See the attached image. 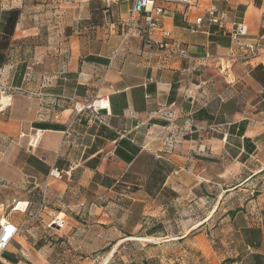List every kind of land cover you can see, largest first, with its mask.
<instances>
[{"label": "crops", "instance_id": "0c3cea01", "mask_svg": "<svg viewBox=\"0 0 264 264\" xmlns=\"http://www.w3.org/2000/svg\"><path fill=\"white\" fill-rule=\"evenodd\" d=\"M211 3L229 7L250 36L264 35V0H197L191 10L166 7L162 31L152 35V43L142 18L131 17L133 0H0V20L3 11L21 10L7 63L0 68V81L9 87L0 95V222L25 219L7 213L19 201H29L35 216L26 226L29 236H17L0 254V264H56L55 257L63 263L65 257L82 259L79 264H109L115 252L98 260L89 252L159 224L166 235L135 239L154 245L187 242L202 236L225 197H235L228 211L240 210L229 216L235 233L243 226L262 227L264 88L251 75L260 61L230 60V38L222 36L225 45L211 39L218 35L216 26L190 29ZM173 42L192 58L179 56L171 46L159 48ZM118 48L122 55L111 65ZM174 85L177 97L170 103ZM105 96L109 108L101 119L90 116L68 131L75 104ZM201 110L213 121L196 118ZM244 121V137L229 138L230 127ZM168 138L176 141L173 148L165 145ZM122 139L140 149L141 157L130 164L115 154ZM245 139L257 147L252 155ZM30 157L43 168L30 165ZM157 159L174 171L154 198L144 187ZM55 166L63 178L49 182L48 207L38 216L45 171ZM130 171L140 183L136 194L91 186L97 173L120 180ZM255 192H262L261 198H254ZM124 199L131 201L128 207ZM185 206L203 210L188 215ZM57 217L63 226L49 228ZM173 223L183 229L173 232ZM47 236L54 237L55 247L43 240ZM237 243L235 256L244 247Z\"/></svg>", "mask_w": 264, "mask_h": 264}, {"label": "built area", "instance_id": "2783aa9c", "mask_svg": "<svg viewBox=\"0 0 264 264\" xmlns=\"http://www.w3.org/2000/svg\"><path fill=\"white\" fill-rule=\"evenodd\" d=\"M104 2H117V0H102ZM197 0H133V6L131 9L132 19L141 17L146 29L144 33L148 36L150 43H152V35L158 31H162L163 17L165 15L166 7H188L191 10ZM232 10L229 7L220 6L217 3H211L204 11L203 16L199 17L195 21L192 30H197L202 27L211 28L216 26L218 30L222 31L224 35L230 38L231 46L229 57L234 62H252L259 60V65L264 66V35L260 37L250 36L247 25L237 20L232 16ZM128 39V34L123 35L122 45ZM171 46L176 54L183 58H189L186 51L181 44L173 42L170 45L164 43L159 44V48ZM122 55L121 48L115 50L110 59L112 65ZM206 58H210V55H206ZM262 58V59H261ZM9 91V87L6 81H0V95L6 94ZM109 108V98L96 97L91 102L82 104L77 103L74 105L75 117L68 124V131L74 130L75 124L81 120L90 116L97 119H101L103 115L98 114L100 110H107ZM72 141L77 143V135H71ZM176 141L173 138L165 140V145L168 148H173ZM46 183L40 188V202L38 206V216L43 213L49 203V182L51 180H62V171L56 166L52 167L49 171ZM31 203L29 201L16 202L12 208V213L22 215L25 219L20 224H14L10 219L0 222V254L4 253L8 246L15 240V238L22 234V231L26 226L35 219L34 215L30 213ZM64 222L60 218H54L49 223V228H61Z\"/></svg>", "mask_w": 264, "mask_h": 264}, {"label": "trees", "instance_id": "16d2710c", "mask_svg": "<svg viewBox=\"0 0 264 264\" xmlns=\"http://www.w3.org/2000/svg\"><path fill=\"white\" fill-rule=\"evenodd\" d=\"M21 16V10L18 8L9 9L3 11L1 14L0 20V68L6 65L8 60V49L11 45L12 38L15 33V29L17 23ZM212 33L216 32V29L211 30ZM217 36H212L211 39L214 42H218L220 44L225 45L223 42L222 36L224 35L222 31L218 30ZM227 39V38H226ZM230 45V41H229ZM252 77L264 88V66L259 65L251 72ZM177 90L178 87L176 85L173 86L171 94L169 96V102L173 103L177 97ZM196 118L206 119L209 122L213 121V118L206 114L204 110L198 112L195 116ZM166 125L165 123H162ZM248 125L247 121L241 122L239 124H234L229 129V138L232 135L237 136L238 138H242L245 135L246 127ZM259 140V138H258ZM257 141V140H256ZM244 144H251V147L245 148L246 153L248 155H252L256 152L257 147L253 144L249 139L244 140ZM116 156L120 159L125 161L126 163L130 164L136 157L140 156V149L134 148L130 145V143L126 139H122L117 143V148L115 151ZM243 159V158H242ZM154 160V158H153ZM244 160V159H243ZM28 163L30 165L35 166L36 168H43L42 165L38 160L30 157L28 159ZM95 167L98 164V160H95ZM174 171V167L167 161L157 159L153 162V166L151 167L150 173L148 174V179L144 190L148 195L151 197L156 198L162 187L164 182L170 173ZM46 173L49 172V169L45 171ZM105 186L108 188H113L114 191L118 193L126 192L127 195H133L140 191L139 188V181L138 178L131 173V171L125 174L120 180H114L110 178L103 177L100 174H96L93 181H92V188L95 186ZM172 198H176L177 195L172 193L169 195ZM131 201L129 199H124L122 205L124 207H128ZM240 210L237 211H229L227 216H234ZM262 217V227H249L243 226L238 233L241 241L245 247V252H241L236 257H228L226 258L222 264H264V252H263V230H264V211L261 213ZM165 234L164 227L162 224L156 225L152 228H149L145 231L143 237H159L160 235ZM166 235V234H165ZM128 237H133L128 235ZM246 253V254H245ZM6 257H10L6 255ZM152 260V259H151ZM150 264L149 259H144V264Z\"/></svg>", "mask_w": 264, "mask_h": 264}, {"label": "rangeland", "instance_id": "374dc122", "mask_svg": "<svg viewBox=\"0 0 264 264\" xmlns=\"http://www.w3.org/2000/svg\"><path fill=\"white\" fill-rule=\"evenodd\" d=\"M258 181L262 182V178L258 179ZM261 195L262 192H255L254 198H261ZM208 196L209 198H214L213 194L210 195L209 193ZM234 198L235 197H232L231 199L224 198V203L220 206L217 213L213 214L212 219L208 221L204 228L202 236L198 238L192 237L189 241L183 243H156L157 245H154L153 243H147L146 241L135 239L140 236L143 237V234L145 233L143 230L124 243H112L111 246L107 248L101 246L94 249V252H89L90 259H102L108 253L112 254L115 252L114 257H112L109 264H144V259H149L150 264H222V261L226 258L236 257L235 255L237 253L235 250L238 248L237 242L241 240L239 235L234 232L232 222L230 221L229 216H227V213L229 212L227 206H229L232 201H235ZM204 207L206 215L210 216L213 206H210L208 203V206ZM199 210L202 213V206H185V213L188 215L191 214V212ZM11 212L12 210H9L7 213L11 214ZM241 215L242 213L240 216ZM17 216L20 215L15 213L11 214L12 219ZM162 226L164 227V224H162ZM182 229L183 227L180 223L172 224L171 230L173 232ZM26 230L27 229L24 228L21 235H28ZM127 230H132V228L128 227ZM43 240L50 243L51 248L55 247L56 241L54 237L47 236V238H43ZM38 244L40 245V242ZM100 245L101 244H99V246ZM244 250L245 248L243 246L239 249L240 253ZM151 256L155 257L151 260ZM55 258L56 264H79L80 261H83L82 259H75V262H72L71 259L68 260V258L64 257L65 262L63 263L58 257Z\"/></svg>", "mask_w": 264, "mask_h": 264}, {"label": "water", "instance_id": "95a60500", "mask_svg": "<svg viewBox=\"0 0 264 264\" xmlns=\"http://www.w3.org/2000/svg\"><path fill=\"white\" fill-rule=\"evenodd\" d=\"M97 113H98V114H101V115H102V114H105V110H100V111H98Z\"/></svg>", "mask_w": 264, "mask_h": 264}]
</instances>
